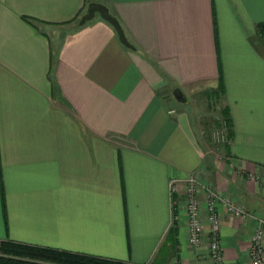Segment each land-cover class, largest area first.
Masks as SVG:
<instances>
[{
    "label": "crops",
    "instance_id": "1",
    "mask_svg": "<svg viewBox=\"0 0 264 264\" xmlns=\"http://www.w3.org/2000/svg\"><path fill=\"white\" fill-rule=\"evenodd\" d=\"M91 1L134 50L99 16L75 24ZM223 122L215 148L206 133ZM188 174L204 230V185L249 212L215 208L223 264H249L264 219V0H0V246L212 264L206 240H188Z\"/></svg>",
    "mask_w": 264,
    "mask_h": 264
},
{
    "label": "built area",
    "instance_id": "2",
    "mask_svg": "<svg viewBox=\"0 0 264 264\" xmlns=\"http://www.w3.org/2000/svg\"><path fill=\"white\" fill-rule=\"evenodd\" d=\"M227 134L225 122L221 123L212 131V137L216 140L224 139ZM184 183V208L186 216V226L188 231V240L192 246L200 245L204 240L207 243V256L212 264H223V253L219 243V220L215 212L216 205L219 203L225 211L235 218H248L251 216L243 204L235 201L229 196H220L212 190H208L209 200L207 201V220L208 228L203 229L199 218V200L197 193L201 187L200 182L191 174L185 176ZM178 180L170 181L171 190H175ZM264 219H257V225L250 238V247L248 249L249 264H264L263 240Z\"/></svg>",
    "mask_w": 264,
    "mask_h": 264
},
{
    "label": "trees",
    "instance_id": "3",
    "mask_svg": "<svg viewBox=\"0 0 264 264\" xmlns=\"http://www.w3.org/2000/svg\"><path fill=\"white\" fill-rule=\"evenodd\" d=\"M79 18H75L77 24ZM0 264H127L121 261L70 253L45 247L2 243Z\"/></svg>",
    "mask_w": 264,
    "mask_h": 264
},
{
    "label": "water",
    "instance_id": "4",
    "mask_svg": "<svg viewBox=\"0 0 264 264\" xmlns=\"http://www.w3.org/2000/svg\"><path fill=\"white\" fill-rule=\"evenodd\" d=\"M96 16H99L102 20L110 24L116 32L119 42L126 48L134 50L135 47L127 39L123 28L121 27L119 21L115 16H113L108 7L100 2L91 1L87 4L86 10L77 21V25H84L86 22L91 21ZM172 96L174 99L180 103H187V99L183 92L179 88H174L172 90Z\"/></svg>",
    "mask_w": 264,
    "mask_h": 264
},
{
    "label": "rangeland",
    "instance_id": "5",
    "mask_svg": "<svg viewBox=\"0 0 264 264\" xmlns=\"http://www.w3.org/2000/svg\"><path fill=\"white\" fill-rule=\"evenodd\" d=\"M212 131H213V129L211 128V130H208L206 134H207V136H208V139H209L208 141L210 142V145H212L213 147L216 148L217 145L220 146V144L223 143L222 140H225V138H224V139H221V138H220L219 140L214 139V138L212 137ZM225 137H226V136H225ZM206 140H207V139H206ZM220 155H221V154H220L219 151H218V152L216 151L215 154H214V156L217 157V158H219ZM200 185H201V184H200ZM206 185H207V184H206ZM201 187H202V185H201ZM201 187L199 188V190L201 189ZM204 187H206L207 192H208V190H211V186H210V185H207V186L204 185ZM199 190H198V191H199ZM213 192H215V191H213ZM208 194H209V193H208ZM208 200H209V197H208ZM214 204L217 205L218 203H214ZM184 209H185V208H184ZM184 213H185V210H184ZM242 219H246V218H242ZM218 220H219V218H218ZM256 225H257V223H256ZM256 225H255V226H256ZM254 228H255V227H254ZM253 233H254V229H253ZM253 233H252V235H253ZM252 235H251V236H252ZM218 236H219V235H218ZM263 237H264V235H263ZM250 238H251V237H250ZM263 240H264V238H263ZM219 243H220V236H219ZM220 247H221V245H220ZM249 247H250V240H249V245H248L247 252H246V253H247V258H248V249H249ZM263 247H264V245H263ZM221 250H222V249H221ZM263 252H264V248H263ZM248 261H249V258H248Z\"/></svg>",
    "mask_w": 264,
    "mask_h": 264
}]
</instances>
